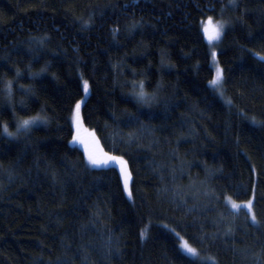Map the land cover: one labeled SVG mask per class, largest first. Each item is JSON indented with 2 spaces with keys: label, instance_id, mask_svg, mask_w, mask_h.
<instances>
[{
  "label": "trees",
  "instance_id": "1",
  "mask_svg": "<svg viewBox=\"0 0 264 264\" xmlns=\"http://www.w3.org/2000/svg\"><path fill=\"white\" fill-rule=\"evenodd\" d=\"M209 17L226 22L223 95ZM253 50L264 0H0V264H264ZM32 116L46 120L4 132ZM94 141L127 164L90 165Z\"/></svg>",
  "mask_w": 264,
  "mask_h": 264
},
{
  "label": "snow or ice",
  "instance_id": "2",
  "mask_svg": "<svg viewBox=\"0 0 264 264\" xmlns=\"http://www.w3.org/2000/svg\"><path fill=\"white\" fill-rule=\"evenodd\" d=\"M234 2V0H233ZM86 23H88V21H86ZM225 21H216L215 23H212V17L208 18V23H206L204 25L203 31L204 33L208 36V39L210 41H218L220 40L222 34H223V30H224V26H225ZM254 55L256 57H258L260 59V61L262 63H264V52H255V50H253ZM213 57H215V51H213ZM43 71V70H42ZM215 89L220 90L221 91V95H223L222 92V88H223V69L220 68L219 66H217L216 68V76L214 79H212L209 82ZM7 87L9 89V91L11 90V81L8 82ZM141 87V92L139 93V95L141 97H143L145 94L143 92V84L141 82L140 84ZM83 89L85 92L88 91V81L84 80L83 81ZM229 103H231V101H229ZM80 102L76 103L75 106V116H74V120L77 122V126L79 119H80ZM41 120H46V117H41V116H32L29 117L27 119H21L18 124H17V132H10L9 128H8V124L5 122L3 124V129L4 132L7 133L9 136H15L19 133L20 130H24L27 131L29 130L33 125L39 123ZM251 120L253 122H257L255 117H251ZM259 123H264V121H259ZM73 141H81V137L79 136V134H77L76 136H73ZM120 161L122 165H126L127 161L124 160L123 156H114V155H108L106 154V158L102 159L98 156H96L95 154H93V152L91 150L88 151V163L93 165V166H102L107 164L109 161ZM122 172H125V181H124V185L125 188L128 191V195L129 197L132 196V190L129 187V183H128V176H130V173H127L126 169L122 167L121 169ZM227 202L230 204L231 209H240L241 207L245 208L246 210H248L251 214V219L252 221L256 220V215L255 212L252 209V201H246L243 203V205L236 203L235 201L232 200L231 197L227 198ZM142 235H146V233L142 232ZM183 248L185 251H187L188 253L194 254V255H198L197 253V249L191 247L187 241L184 242L183 244ZM214 259V258H213Z\"/></svg>",
  "mask_w": 264,
  "mask_h": 264
},
{
  "label": "rangeland",
  "instance_id": "3",
  "mask_svg": "<svg viewBox=\"0 0 264 264\" xmlns=\"http://www.w3.org/2000/svg\"><path fill=\"white\" fill-rule=\"evenodd\" d=\"M216 21H220V20H212V23H215ZM206 23H208V19L205 21V24ZM204 24V25H205ZM205 36H206V38H207V40H208V42H209V44H210V47H211V59H212V65H213V67H214V70H215V76H216V68H217V66H219L220 68H222V66L219 64V62H218V58H217V47H216V43L218 42V41H210L209 39H208V36L205 34ZM213 51H215V57H213ZM215 76H214V78H215ZM220 91V90H219ZM221 92V91H220ZM80 103H81V101H79ZM74 114H75V109H74ZM78 125H79V127L77 126V122H76V129H77V131H83L84 130V125L83 124H81L80 122H78ZM93 136H92V134L91 135H89L88 136V142L90 141V140H93V138H92ZM92 149H93V154H94V152L97 150V144H96V142L94 141V143H93V145H92ZM96 156H97V154H95ZM99 157V156H98ZM91 165V164H90ZM93 166V165H92ZM102 166H104V165H102ZM124 177H125V175H124ZM252 201V200H251ZM184 240H182V244H181V247L183 248V244H184ZM184 249V248H183Z\"/></svg>",
  "mask_w": 264,
  "mask_h": 264
}]
</instances>
